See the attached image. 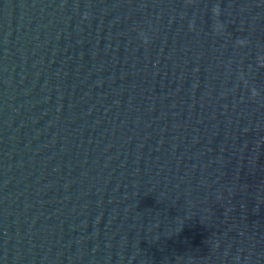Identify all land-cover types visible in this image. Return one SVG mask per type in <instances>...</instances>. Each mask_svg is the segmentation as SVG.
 I'll return each mask as SVG.
<instances>
[{
  "label": "water",
  "instance_id": "95a60500",
  "mask_svg": "<svg viewBox=\"0 0 264 264\" xmlns=\"http://www.w3.org/2000/svg\"><path fill=\"white\" fill-rule=\"evenodd\" d=\"M0 264H264V0H0Z\"/></svg>",
  "mask_w": 264,
  "mask_h": 264
}]
</instances>
